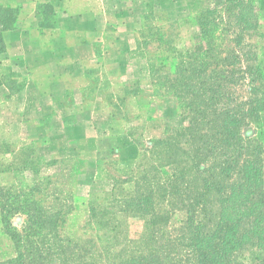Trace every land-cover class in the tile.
<instances>
[{"label": "rangeland", "instance_id": "374dc122", "mask_svg": "<svg viewBox=\"0 0 264 264\" xmlns=\"http://www.w3.org/2000/svg\"><path fill=\"white\" fill-rule=\"evenodd\" d=\"M143 2L149 5L138 7L141 13L135 18L134 43L140 40L142 32L148 35L160 28L169 31L170 28L165 21L169 20L176 23L170 48L174 47L185 52L201 51L204 45L200 41V30L194 16L200 9L217 7L219 27L224 29L223 32L220 30L219 34L220 39H223L222 46L218 50L219 56L224 57L228 55L227 49L232 50L238 56L240 64L234 71L236 68L243 70L246 65L241 55L244 51L249 52L250 61L254 58V53L258 56L259 33L257 30L251 34L240 33V28L233 17L228 16L221 9L223 0H200L198 6L196 0H172L174 4L172 9L168 7V0H162V2L161 0H144ZM257 6L261 12V1ZM143 16H148L149 20L142 23ZM147 26L151 30H148ZM237 36H240L238 44L229 42ZM162 53L168 52L159 50L155 42L139 51L136 46L134 47L130 58L141 62L139 73L127 76L120 93L116 95V98L109 99L114 118L125 123L127 133L133 138V149L129 153L118 155L115 152L111 155L109 152L103 153L98 176L96 179L93 178L91 183L87 181L85 185L80 184L79 190L73 181L78 158L59 157L63 150L54 147L51 140H44L38 145L20 149L4 144L3 150L6 153L0 154L1 166L4 170L2 173L10 171L13 183L7 184L1 181L0 185L28 188L39 184V191L35 194L37 199L44 207L54 206L53 210L61 211L64 216L65 222L60 225L57 236L64 241H61L59 245L60 248L62 247L64 254L62 256L66 264H139L150 254L156 256L159 264H200V256L204 252H209L208 248L219 250V254L224 252L221 232L225 240H228V237L222 228L225 224H218V222L223 217H225V223L228 221L223 210L225 205L222 204V194L206 193L200 179L194 177L193 171L185 173V180L177 179V189H174L171 186L172 175L176 174L180 177L179 169L167 168L160 175L156 168L157 162L155 163L147 152L151 148L152 140L167 136L175 137L176 129L182 127L180 100L173 93L154 89L150 85L147 59ZM251 63L254 65L255 61ZM239 75L241 76L242 73ZM244 77L234 86L230 85L233 101L243 110L247 108L244 103L251 96L264 98V85H262L264 83L254 82V85L259 87V91L250 94L251 77L246 75ZM132 97L140 99H129ZM260 119L263 135L258 144L261 148L260 178L264 200V107L260 112ZM256 124L250 123L244 127L243 136L252 135L259 126ZM146 125L149 126V130L144 137L142 130ZM22 160H26L31 169L18 170V167L23 165ZM239 166L240 164H237L235 173H232L230 184L236 179L243 178L240 175L241 167ZM145 170L149 172L148 176L152 181L155 196L149 212L124 214L119 212L121 209L119 210L118 205H109V198L104 195L111 191L114 179L121 180L129 176L133 179L132 181H135ZM132 186L129 182L119 183L115 193L126 195L133 190ZM158 187L167 189L163 192L159 191ZM73 197H76V202ZM91 200L94 201L95 208L100 207L96 208L97 211L109 208L110 213L104 217L103 222L96 224L95 219H90L88 206ZM113 204L117 203L113 202ZM202 205H205L204 210L200 207ZM229 206L231 208V205ZM25 220V216H14L11 218L12 227L20 232ZM252 221L253 219L245 221L246 224L242 221L236 226L239 230L249 228L258 236L259 234L252 229ZM195 234H198L206 245L196 246V240L191 242ZM239 234L235 236L238 238ZM226 252L229 253L226 255L224 264H264L262 262L264 261V234L252 237L250 241L241 243V246L232 248L229 246ZM14 257L13 243L6 234L1 232L0 226V262L10 261ZM53 264H58V261Z\"/></svg>", "mask_w": 264, "mask_h": 264}, {"label": "trees", "instance_id": "16d2710c", "mask_svg": "<svg viewBox=\"0 0 264 264\" xmlns=\"http://www.w3.org/2000/svg\"><path fill=\"white\" fill-rule=\"evenodd\" d=\"M259 2L260 0H223L221 9L233 17L240 28V33L251 34L259 27L260 11L257 6ZM196 3L198 6L200 0H196ZM189 7L191 8V3ZM217 13H219L217 7L196 11L194 19L200 30V41L204 45L201 51L185 52L170 48L176 23L169 20H165L169 31L160 28L148 35L142 32L140 40L136 41L137 51L155 42L159 50L168 52L147 59L150 85L154 89L173 93L182 105V127L176 129V136L152 140L151 148L147 151L150 158L157 162V172L162 175L167 168L179 169L180 177L172 175L171 183V186L177 189V179L185 180V173L193 171L194 177L200 179L206 193L222 194V204L225 205L223 210L228 222L225 223L223 217L218 224H225L222 228L228 240L223 238L221 232L224 252L219 254V250L208 248L209 252H204L200 256V264H224L229 246L231 248L241 246V243L250 241L252 237L264 234V200L261 192L259 154L261 148L258 144L263 135L260 112L264 107V98L251 96L244 103L247 108L243 110L233 101L230 88V85L234 86L246 75L251 77L250 94H255L259 87H256L254 82L264 83V73L256 53L252 59L255 61L253 65L249 60V52L244 51L241 55L246 65L243 70L236 68L235 71V67L240 64L238 56L232 50L227 49L228 55L219 56L218 50L223 42L219 34L220 30L223 32L224 29L219 27ZM148 20V16L142 17V23ZM146 28L151 30L149 26ZM239 37L232 38L229 42L238 44ZM238 71L242 73L241 76L236 73ZM250 123H257L259 126H256V131L252 132V135L243 136L242 130ZM3 148L4 144H0L2 155L6 153ZM22 161L23 165L18 167V170L29 169L27 161ZM237 164H240V175L243 180L236 179L230 184ZM1 165L0 157V173L4 171ZM148 174L149 172L145 170L135 181L129 176L121 180L114 179L111 191L104 195L108 196L109 205H118L119 210L121 209L119 212L124 214L149 212L155 196ZM127 182L132 183L133 190L126 195H117L115 193L117 185ZM166 189L158 187L159 191L165 192ZM38 191L39 184L28 188L0 185L1 232L10 238L15 249V257L0 264H53L56 261L58 264H66L62 256L64 255L62 247L59 245L64 241L57 236L60 225L65 222L64 216L61 211L53 210L54 206L44 207L35 196ZM73 198L76 202V197ZM93 203L91 200L88 206L90 219H95L96 224L103 222L104 217L110 213L109 208L97 211L100 207L96 209ZM200 207L202 210L205 209V205ZM17 215L26 217L20 232L11 224V218ZM251 219L252 229L259 234L258 236L249 228L239 230L236 226L242 221L246 224L245 221ZM235 234H239L238 238ZM195 240L196 246L206 245L198 234L192 236L191 242ZM148 256L139 264H159L156 256L152 254Z\"/></svg>", "mask_w": 264, "mask_h": 264}, {"label": "crops", "instance_id": "0c3cea01", "mask_svg": "<svg viewBox=\"0 0 264 264\" xmlns=\"http://www.w3.org/2000/svg\"><path fill=\"white\" fill-rule=\"evenodd\" d=\"M143 1L0 0V144L20 149L51 140L63 150L59 157L78 158V190L96 179L103 153L131 152L133 138L109 99L139 73L141 62L130 56ZM260 1L257 57L264 73ZM1 181L13 183L12 173H0Z\"/></svg>", "mask_w": 264, "mask_h": 264}]
</instances>
